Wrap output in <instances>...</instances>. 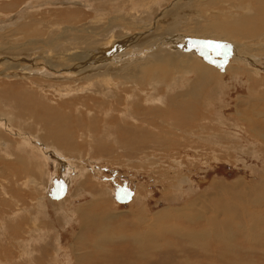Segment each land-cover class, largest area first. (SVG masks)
<instances>
[{
    "label": "bare ground",
    "instance_id": "obj_1",
    "mask_svg": "<svg viewBox=\"0 0 264 264\" xmlns=\"http://www.w3.org/2000/svg\"><path fill=\"white\" fill-rule=\"evenodd\" d=\"M13 1L11 3L17 7ZM154 2L150 6L145 0H38L23 3L22 9L19 8L21 11L16 14H4L1 12L3 6L0 8V264H38L42 258L48 259L47 264H125L127 261L122 263L124 253L131 252L133 260L128 259L127 264H136L139 261L136 258L142 264H165V255L172 251L180 254L181 261L186 260L185 254L200 251L197 258L203 259L205 264H241L236 252L247 253V247H250L253 253L262 246L264 181L255 184H250L245 178H238L236 184L213 181L211 190L196 192L194 181L186 174L192 163L188 165L185 158L190 156H182L180 151L191 148L204 152L217 145L215 137L210 143L213 133L204 137L203 128L216 123L218 117L224 118L222 111L224 108L230 110L232 106L233 115L225 117L230 118V122L233 120L228 131L229 147L241 141L240 137L245 141L249 139L252 145L245 149L235 146L234 155L247 151L252 157L264 158V76H256L249 69L250 63L264 68V0ZM50 5L58 6V10L72 6L76 14L71 13L67 24L61 25L38 23L34 17L24 21L31 10ZM14 7L9 6L8 9ZM86 10L92 11L93 15L80 14H87ZM161 20L166 27L159 25ZM10 27L12 29L8 30ZM45 27L47 34L41 37L39 31ZM218 31L222 33L220 36ZM182 33L199 35L204 39L203 44L209 41L215 45H220L216 42L219 36L228 50L237 49L229 52L228 62L232 67L227 73L233 75V80L241 73L246 74L245 83L239 80L247 88L246 95H238L234 99L230 95L223 97L228 85L223 83L213 66L214 60L222 58L221 52L206 47L209 56L198 48L194 50L197 54H183L182 49H176H180V44L183 47L186 38ZM29 36L35 38L26 39ZM50 52L58 61L52 65L51 71L41 74L33 67L38 63L33 58L46 53L50 55ZM144 53L146 55L140 57ZM212 58L213 64L209 62ZM43 59L50 60L48 57ZM16 60H25L29 64L25 66ZM169 74L172 77L167 82L165 78ZM21 81L27 82L29 87L17 88L19 85L16 84ZM5 83L10 84L5 86ZM82 94L85 95L80 97ZM127 94L132 96L122 98ZM47 95L53 96L54 101H62L55 105L44 101ZM224 98L230 102L225 104ZM215 99H219L220 109H215ZM231 129L250 136H232ZM110 131L114 136H107ZM223 132H217L216 136L220 138ZM118 136L138 151L143 146L149 147V143L157 146L152 159L144 162L148 167L152 166L154 174L160 175V170L163 171L156 184L162 183L166 187L165 184L175 182L172 194L164 192V198L185 203L181 210H176L181 217L167 214L161 215L160 219L172 223L170 231L179 236L176 243L165 240L163 232L151 231V226L145 228L144 215V218H136L137 223L118 222L115 219L117 215L112 212L117 203L109 198L105 185L96 182L93 175L86 174L85 160L97 158L110 165L120 161L122 156L118 154L111 157L117 158L112 162L104 158L116 154L118 148L116 150L108 141L116 142ZM83 144L92 149L87 159L82 154ZM94 149L100 156L93 155ZM173 153L175 155H171ZM212 154L213 157L219 154V157L222 153L212 150ZM226 155L233 158V154ZM126 161L122 168L140 175V168L134 165L133 160ZM51 165L55 173L50 169ZM141 165L144 163L140 162L138 166L143 167ZM58 168L62 169V174L64 172L61 176L68 177L69 185L72 184L71 175L65 171L79 175L80 182L75 185L77 193H82L83 197L86 193L82 187L88 186L91 203L66 212L64 204H72L73 201L65 198L56 202L47 195L49 181L54 182L60 177ZM251 169L258 170L256 166ZM179 176L182 178L178 181ZM185 185L189 187L187 195L197 197L193 195L194 198L183 202L181 196ZM96 188L100 189L99 194H91ZM213 190L215 192L210 193ZM139 191L136 190V198L139 204L141 202L137 209L141 215L147 197L144 199ZM24 193L32 196L28 197L29 203ZM50 203L66 222L71 219L78 221L79 231L74 234L75 240L73 238L69 250L58 246L61 236L58 245L52 241L55 234L49 229V218L44 217L48 213L44 211L45 205ZM252 205L261 208L258 209L261 214L250 213ZM186 209L190 214H182ZM45 219L49 222L48 227ZM126 227L133 228L128 239L120 230ZM109 237L113 240L105 241ZM107 244L113 245V250L99 256L98 250ZM49 249L54 251L53 255L47 251ZM62 253L65 254L62 256ZM190 264L202 263L196 260Z\"/></svg>",
    "mask_w": 264,
    "mask_h": 264
},
{
    "label": "rangeland",
    "instance_id": "obj_2",
    "mask_svg": "<svg viewBox=\"0 0 264 264\" xmlns=\"http://www.w3.org/2000/svg\"><path fill=\"white\" fill-rule=\"evenodd\" d=\"M11 1H13V0H0V8L3 6L1 8L3 11H1V9H0V11L2 13L8 14V13L11 12V13L16 14L20 9H22V8H20V6H22L23 3L27 2V1H36L37 2L38 0H14L13 2H16V4H18L17 7H14V5H13L14 3H11ZM152 1L154 2L155 0H152ZM152 1L151 0H145V3H147V4L149 3L148 5L152 6L153 5ZM97 3H98V1H97ZM97 3H95V4H97ZM7 5H8V7L9 6L14 7L13 9H17V10H13V9L11 10L10 8L8 9ZM50 6H46V7H42V8H39V9L31 10L29 12L31 14L27 15V17H26V19L24 21L28 22L29 18L34 17V20H36L38 23L39 22L40 23H45V24H49L50 26L61 25V24H67V20H68L69 15L71 13H74V11H72V9H74V8H72V6H70L69 8L68 7L60 8L59 10H58V8H59L58 6H53V5L51 7ZM76 7H78V6H76ZM5 8H6V10H5ZM106 8H108V7L105 6V9ZM75 9L78 10V11H81V10L83 11L84 8H75ZM79 9H81V10H79ZM127 9L128 8H126V10ZM108 11H109V9H108ZM86 13L87 14H85V13L83 14V12H80V14H82V15H87V16H88V14H90L91 16L93 15L92 11H87L86 10ZM74 14H76V13H74ZM90 15H89V17H91ZM169 16H171V14H168V17ZM161 23H159V25L162 26V28H163V26L166 27V24H164L162 22V20H161ZM18 26L20 27L21 25L18 24ZM9 29L11 30L12 27L8 28V30ZM46 29H47V27H45L44 29L39 31V34H41V37L45 36L47 34ZM217 34H219V36H220L222 33L220 31H218ZM180 35L181 34H179V36ZM182 36H183L184 39L186 38L185 41H183V43H182L183 47L181 48V44H180L179 45L180 49H178V47L176 49L178 51H180L182 49L181 52H183V54H186V53H187L186 55L197 54V53H194V50H196V48H198L200 51L205 52L207 54V52L205 50L206 47H208L211 50L215 49L216 51L221 52L222 58H217L216 60H214L216 65H215V63L213 64V59L214 58L210 59L209 62L212 63L213 66L216 67V71L219 73V76L222 79L223 83L228 85V88L225 90V93L223 92V97H225V95L226 96L230 95L234 99L238 95L242 96V97L244 95H246V89L247 88L245 89V85H244V83L247 80L246 74H242L241 73L239 78L236 77L237 79L233 80V79H235V78L232 77L233 75L230 74V73H227V70H229V68L232 67L231 64H229L230 62H228L229 61L228 60L229 59V55H230L229 52H236L237 49H235L233 47V48H231V50L230 49L228 50L227 49L228 46L225 47L224 45H222L223 41H221L219 36L217 37V39H216L217 41L216 42L218 44L222 45L220 47H217V45H215L214 43L213 44L212 43H208L209 41H205L207 43L203 44L202 42H203L204 39L200 38L199 35H194L192 33H189V35H188L187 33H182ZM197 36H199V37L197 38ZM31 38H35V36H29L26 39H31ZM184 39L181 38V40H184ZM172 40H168V42L171 43ZM10 42L13 44V40L12 39L10 40ZM10 45L11 44H9V46ZM185 45H186V47H185ZM165 46H166V44H165ZM52 53L53 52H50V55H48L46 53L43 56H38V57L33 58L34 61L38 62V63L34 64L33 67H35L41 74H45V73H48V71H51L52 65L58 61V59L52 58V56H54ZM145 55H146V53L141 54L140 57H143ZM207 55L209 56V54H207ZM200 56L203 57L204 55H200ZM43 57H48V58H50V60L49 61H45L43 59ZM96 59H99V58L96 57ZM16 61L20 62V63H23L25 66L29 64V63H26L25 60H23V61L16 60ZM130 64H132V63H130ZM250 64L251 65H249L250 66L249 69L252 71V73L254 75H256V76L258 75L259 77L264 76V68L259 67V64H257V63H250ZM227 66H228V68H227ZM169 73L171 74V72H169ZM169 75L166 76V78H165L167 82L170 81V79L172 77L171 75L170 76ZM183 77L185 78L184 75H183ZM229 79H230V81H229ZM239 80H242V82H244V83H241V81H239ZM7 84H10V83H5V86H7ZM239 84H241V85L239 86ZM16 85L21 86V87L17 86V88H19L20 90H21L22 87H24V88L25 87H29L27 85V82H22V81L20 83L16 84ZM243 87H244V89H243ZM232 89H234L235 91L232 90ZM112 90L115 93V95L119 96L117 91H114L113 88H112ZM207 93H211V92H207ZM84 95L85 94H82V95H80V97H82ZM87 95L93 96V94H87ZM95 96H98V95H95ZM131 96H132V94H129V95L127 94L126 96H124L122 98L125 99L126 97H131ZM220 97H222V96L220 95ZM46 99L47 100H44V101H49V102H51L54 105L58 104V103H60L62 101L60 99L54 101L53 100V96H51V95H47ZM224 99H225V101L223 100V102L225 104H228L230 102L227 98H224ZM214 101H216V102H214ZM214 101L213 102L215 104L214 103L213 104H214L215 109L216 110L220 109L221 106H220V103H219V99L218 100L215 99ZM112 102L115 105H117V102L115 103L114 99H113ZM220 102H221V100H220ZM122 103H123V101H122ZM230 107H231L230 110H228V108H224V110L222 111L221 114H223L225 117L226 116L227 117L228 116L231 117V115H233V110H232L233 107L232 106H230ZM121 109H123V108H121ZM115 116H116V114H115ZM225 117L224 118L218 117L216 123H214V124L212 123V125L206 126V127L203 128L204 131L202 132V134L204 135V137L210 136V134H212V133L214 134L215 133L214 135L213 134L211 135L212 139H210L211 140L210 143H212L213 140L216 138L214 141H215V143H217V145L208 147L204 152L194 151L191 148H187L188 150L185 149L183 151H180L182 156H187V157L190 156L189 158H185V162H187L188 165H189L190 162L192 163L190 165L191 166L190 169L186 171V174L188 173L187 175L191 176L190 179L192 181H194L196 192L197 191H201V190H202L201 192H203L204 190H207V191L211 190L212 188L210 186L213 183V181H224V182L234 183V184L239 182L238 178L239 179L240 178L241 179L245 178L250 184H252V183L255 184V182L262 183V181H264L263 180V178H264L263 177V168H264V158L263 157H261V156H253V157H255V159H253V157L251 156L252 154L248 153L247 151L246 152L242 151L240 153L236 152V155H238V156L234 155L235 154L234 149L236 148L235 146H240L242 149L244 147V149H245V148H247V146L249 147L250 144L252 145V143L249 141V139H247L245 141V140H243L240 137L241 141H239L238 143H235L234 147H229L230 141L228 140V136H230V133H228V131L230 132L229 128H232V126H231L232 124L231 123H233V120H231V122H230L229 121L230 118H225ZM212 119H214V117ZM223 122H226L227 124H224ZM229 122H230V124H229ZM228 124H229V127H228ZM101 126L102 125L100 124L99 128H101ZM164 128H166V125H164ZM210 128L212 130L214 129L215 131L214 130L212 131ZM164 130H166V129H164ZM221 130H222V132L224 131L223 132L224 134H223V136H221L222 135L221 134L219 136L220 138H218V136H216V134H217V132H218V134H220ZM231 130H232L231 131L232 132V136H243V137H246L247 135L250 136L249 134H245L244 132H241V131L236 130V129L235 130L231 129ZM32 132H33V130H32ZM163 135H166V134H163ZM99 136H102V132H99ZM107 136H114L113 132L110 131L109 135H107ZM213 137H215V138L213 139ZM221 137H223V139ZM104 141H105V139H104ZM106 142H107V140H106ZM108 142L116 150L118 148V150L116 151L115 155L106 156L104 158H105V160H107L109 162H112V161H114L117 158L113 159L111 157H115V156H117V154L122 156V158L119 157L120 161H116V162H118V163H115L116 165L115 164L114 165H110L108 162L101 161V160H99L97 158H94V159L92 158L90 160H85L83 162H85L86 171H87L86 174H88L90 177H91V175H93L96 182L100 183L101 185H105L106 191L108 192L109 198L113 201V203H115V204L117 203L116 204L117 205L116 209L114 211H112V212H114L115 215H117L115 217V219L118 220V222L134 221V222L137 223L138 220H136V218L138 219L140 217H143V215H144V217L146 216L145 218L143 217L146 220V223L144 224L145 228L151 226L152 227L151 231H153L154 233H162L163 232L164 235H166V236H164L165 240H169L171 242L176 243L178 241V237L179 236H178V234H172V232L170 231V230H172V228L170 227V224H172V223L168 224V223H165V221H163V220L160 221V219H162L161 217L163 215L167 216V214H169L171 216H174L175 214H176L175 216L179 215L178 211H176V210L177 209L181 210L182 207L185 206L184 205L185 203L182 204L180 202H176L175 200H171L170 197H167L165 199L164 196H166V194H164V192H167V194L169 195V193H171L172 190H174L173 187L175 186V182L173 181L171 183L169 182V184H165L166 187H163L162 183H157L156 184V181H157L156 179L163 173V171L160 170V172H159V173H161L160 175L159 174H154L152 172V170H151L152 166L148 167L147 163L144 162V161H148L149 158L152 159V156L155 154L154 153V150H155L154 148H156L157 146L154 147L153 143L152 144L149 143L150 149H149V147L146 148V146H143V149L138 151V149L131 147L132 145L129 142L123 141L121 139V137H119V136L117 137L116 142L113 141L114 142L113 143L111 140L108 141ZM116 143H118V144H116ZM94 145H93L92 148H94ZM150 145L151 146L153 145V146L151 147ZM42 149H43V151H45V148H42ZM81 149H82V154L85 156V159H87L89 157L90 152H92V149H90V147L86 146L85 144H83L81 146ZM257 149L258 148L256 146V150ZM212 150H215L217 152H221L222 153V154H220L221 156L218 157L219 154H214L215 157H213ZM93 152H94L93 155L97 154L96 156H100L99 152H97L95 149H94ZM143 152H144V154H143ZM149 153H151V154H149ZM207 154H209V155H207ZM226 154H230V155L233 154L232 155L233 158L230 159V157H228ZM248 154H250V156ZM4 155L6 157H9L8 155L5 154V152H4ZM171 155H175V154L173 153ZM202 155H204V156H202ZM145 157L147 158V160H146ZM211 157H213V158H211ZM48 158H50V157H48ZM130 158L135 163L134 165L136 167L140 168L138 170L140 175L136 176V175H134V173H136V172L130 171L129 169L122 168L123 165H125V162H127L126 160H128V159L130 160ZM214 158H216V159H214ZM136 160H137V162H136ZM205 161H206V163H205ZM121 162L124 163V164H122ZM140 162L144 163V165H141L143 167L138 166ZM209 162H211V163H209ZM119 164H122V165L120 166ZM206 164H209L210 166L206 165ZM157 165H160V164H157ZM131 166H132V164H131ZM252 166H254V167L256 166L258 170L256 171V170L253 169L255 172L252 171V169H251ZM132 168H134V167L132 166ZM166 168H168V167H166ZM50 169L53 170V171L55 170V169H53V165H51ZM58 170H59V173H60V177L59 178H55L54 182H50L49 181V185H48V188H47L48 190L46 192L47 195L50 196V198L53 201H56V202H59V201L65 199V198L67 200L70 199L71 201H73L72 204H71V202L69 204L65 203L66 206L64 204L66 212H68L67 210L70 211V210L74 209L75 207L82 206V204L84 205L87 202L89 203L90 199H91V196H90V191L88 190L89 187L87 185H85V186H87V188L84 187V186L82 187L83 190H84L83 192L86 193V194L83 193L84 194L83 197L81 196L82 193H77L76 186H78V182H80L79 179H78L79 175H77L76 172H71L70 173V171L66 170L65 173H69L71 175L70 180H71L72 184L69 185L68 177L61 176L62 169L58 168ZM175 170H178V169H175ZM178 171H180V170H178ZM178 171H176V172H178ZM53 173H55V171ZM96 173H97V175H96ZM63 174H64V172H63ZM73 174L75 175V177H74ZM169 176H172V175H169ZM180 176H179V178L176 177L178 179V181L182 178ZM0 181H1L0 183L2 184V179H0ZM176 185H177V183H176ZM169 186H170V188H168ZM139 188H140V191H139ZM142 188L144 190H142ZM188 188L189 187L187 185H185L183 187V195L181 196V197H183V199H182L183 202L191 199V197L192 198H194V196L197 197V195H194V194H193L194 196L193 195H187L188 192H189ZM111 189H112L113 192H110ZM93 190H95V189H93ZM93 190L91 191V194H94V195H97L100 192V189H98V188H96L95 191H93ZM136 190H138L140 192V195H142L144 197V199H146V197H147V203L145 205H142V206H144L143 207L144 210L142 208V214L141 215H140V213L137 210L141 206V202L139 204V201H137L136 196H137L138 193H136ZM213 192H215V190L211 191L210 193H213ZM95 193H97V194H95ZM104 194H105V191H103V195ZM148 194H149V196H148ZM24 195H25V193H24ZM25 196H27L26 197L27 198V203H29L28 202V197L30 198L32 196H29V194L28 195L26 194ZM75 196H81V197L75 198ZM115 200H116V202H115ZM45 207H46V209L44 208L45 209L44 211H46V213L47 212L48 213H47V216L44 215V217H46L47 219L49 218L51 226H49V224H48L49 222L47 223L46 219L44 220V222L47 224V227L48 226L51 227L49 229H51L52 233L55 234L54 237H51L53 243L55 242L56 245H58V243L60 242V236H61L62 239H61V242L59 243L58 246L61 245L64 249L69 250L68 247L75 240L74 234L77 233V231H79L78 230L79 229L78 221L76 223L75 220L71 219V221L68 220L66 222L65 219L62 218V215L59 214V212H57V209L53 205H51V203L49 205H45ZM258 209H261V208H255L252 205L251 208H249V211H250V213H253V214H258V213L261 214V210H258ZM171 210L173 211V213H172ZM164 211H165V213H162ZM131 213L134 214V216L131 215ZM184 213L190 214L188 209L184 210V212L182 214H184ZM127 217H129V218H127ZM158 217H159V219H158ZM179 217H181V216L179 215ZM120 218H121L122 221H120ZM151 219H153L154 221L151 220ZM155 220L157 222H155ZM147 223H148V225H147ZM155 223H157V224H155ZM155 227L157 229H155ZM262 228H264V226H262ZM131 229L133 231L132 227H126L124 229L120 228V230L124 232L126 239H128L133 234ZM118 231H119V229H118ZM112 236L113 235L111 234V237ZM73 238H74V240H73ZM111 240H113V239H111L110 237L105 239V241H111ZM186 246H188V245H185L184 247H186ZM263 246H264V241L262 242V246H259L260 248H257L258 251H255L253 253H252L250 247H247V249H248L247 253L248 254L245 253V252H240V251L236 252L241 264H264V247ZM180 247L182 249V246H180ZM112 250H113V245L107 244L104 247H102L101 250H98V253H99V256L102 255V254H110ZM168 250L170 251V247H168ZM47 251H50L52 255L54 254V251L51 250V249H49ZM186 251H187V249H186ZM199 252L200 251H198V252L195 251L193 254H191V253L185 254L186 260H182L181 261L180 260V258H181L180 254L176 253L175 251H172L171 254L165 255V257H166V263L165 264H188V263H184V262H189V264H190V261H196V260H199L202 264H205L203 259H198L197 258ZM249 253H250L251 256L249 255ZM64 254L65 253H62V256ZM132 256H133V252H131L129 254L128 253H124V257H123V262L122 263H124L125 261L128 262V259L133 260ZM136 260L137 261L139 260L136 264H140L142 262L139 258H136ZM39 261H40V263H38V264H47L48 259L42 258ZM45 261H46V263H45ZM63 261H65V259H63ZM127 262H125V264H127ZM111 264H117V262H112ZM226 264H229V263L226 262Z\"/></svg>",
    "mask_w": 264,
    "mask_h": 264
},
{
    "label": "snow or ice",
    "instance_id": "obj_3",
    "mask_svg": "<svg viewBox=\"0 0 264 264\" xmlns=\"http://www.w3.org/2000/svg\"><path fill=\"white\" fill-rule=\"evenodd\" d=\"M217 47H220V45H217Z\"/></svg>",
    "mask_w": 264,
    "mask_h": 264
}]
</instances>
